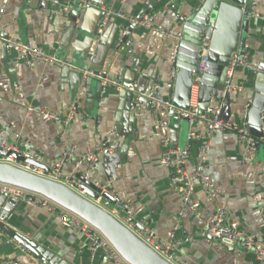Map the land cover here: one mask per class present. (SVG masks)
I'll list each match as a JSON object with an SVG mask.
<instances>
[{"label": "crops", "instance_id": "1", "mask_svg": "<svg viewBox=\"0 0 264 264\" xmlns=\"http://www.w3.org/2000/svg\"><path fill=\"white\" fill-rule=\"evenodd\" d=\"M60 1L65 4L67 0ZM149 1L152 3L151 0H93L95 5H90L85 13L74 17L73 21L67 14L51 15L50 9L53 7L43 5L40 0H9L0 17L2 36L19 39L54 54L58 60L65 59L84 68L63 73L61 69L48 64L17 63L12 61L7 48L0 42V142L12 143L14 134L29 139L41 157L37 164L45 168L60 155L63 144L76 145V154L79 156L93 151L99 138L114 132L109 138L110 155L113 158L104 159L102 156L97 164L99 168L92 173L91 179L104 180L112 176L111 187L117 198L142 207L139 222L153 229L162 240H167L175 224H178L176 239L184 242L177 253L178 262L258 264L251 252L204 237V224L197 217L208 220L215 206L222 204L228 211L229 220L236 222L240 232L264 238L261 214L253 201L256 195L264 197L263 147L254 152L251 161L243 162L244 148L237 142L234 133L213 134L209 139L208 167L217 198L205 197L200 187H196L193 197L200 204L198 214L186 211L179 218L181 199L176 190L169 186V170L159 164L161 150L154 133L156 121L167 123V135L172 145L188 147L190 158L187 168L191 171L201 140L190 136L192 130L187 121L170 118L165 111H153L147 102H143L137 105L131 123L127 125L119 118L117 125L118 110L123 103L118 95L121 87L118 90L105 88L97 123L88 117L86 85L83 80L80 82L79 76L93 65L89 54V58H84L88 51L98 53L102 48H107L101 71L110 78H118L120 84L132 85L131 92L137 93L139 97L146 98L153 82L160 79L162 96L172 99L173 89L168 92L165 85L173 81L174 88L170 60L175 51V40L161 32L174 35L179 32L176 10L183 16L184 11L180 10L185 7L180 9V5L184 0H172L168 7L163 6L165 0H156L154 5L152 3L146 8ZM255 1L256 13L264 17V0ZM186 2L197 5L199 0ZM105 3L112 12L125 18L113 14L107 16L106 25L102 33L98 34L96 30L104 10L100 6ZM142 13L149 16L150 27L137 24L126 42L118 45L120 34L129 25V20ZM96 36L99 40L94 39ZM243 36L245 50L250 54L246 62L253 65L257 56L252 55L260 53L264 45V18L250 15L249 26ZM252 76L253 72L246 66H239L234 71V81L241 87L240 92L230 95V120L234 123L246 115L247 106L252 100ZM80 88H83L84 95L78 104V114H86L84 122H80L76 116L67 127H63L58 123L43 122L36 114L26 113V108L33 106L66 116ZM262 124L264 132V114ZM115 127L127 132V135H121ZM193 130L203 135L206 132L202 122L194 125ZM115 156L119 158L118 164ZM84 171L83 167H76L75 163L66 168L67 174L76 176ZM99 204L102 207L105 205L102 202ZM7 214L5 225L41 251V259L33 256L37 263L112 264L100 251L92 256L86 238L63 228L57 214L51 210H39L20 202L12 210L8 206L1 211L0 216L6 217ZM15 244L9 237L0 236V264L26 262V254Z\"/></svg>", "mask_w": 264, "mask_h": 264}, {"label": "built area", "instance_id": "2", "mask_svg": "<svg viewBox=\"0 0 264 264\" xmlns=\"http://www.w3.org/2000/svg\"><path fill=\"white\" fill-rule=\"evenodd\" d=\"M9 0H2L0 6V17L3 14L6 5ZM45 6H52L50 9L51 15L57 13L69 14L73 9V2H79L81 9H85L88 4L87 0H67L65 4H62L60 0H40ZM172 0H165L163 6L168 7ZM248 7L250 9V15L261 17L255 11V0H242V9ZM105 19L101 22L97 33L101 34L105 25L106 17L113 14L118 18H125L119 13L112 12L109 7H105ZM140 24L145 27H150V18L147 15H143L142 18L137 21L135 19L129 20V25ZM125 29L120 34L124 35ZM162 35L167 37H174L171 32H161ZM0 42L6 45V48L12 56V61L17 63L33 64L42 63L55 66L59 69L64 67H70L68 63L58 60L54 54L48 53L44 50L38 49L27 43L22 42L19 39H5L0 32ZM245 50V49H244ZM90 58L94 57V52L89 53ZM250 58V54L245 50V56L242 61L233 60L229 66L227 73V80L222 93H219L220 97L224 94H236L240 92L241 87L234 81V71L239 66H246L252 72H255L254 65H250L246 60ZM207 56L202 54L200 62L198 64V74L194 77L192 95L190 102V109L183 110L173 105L172 99H166L161 94V81L156 79L150 92L146 95L148 106L153 111H165L175 112L178 116L185 119L189 128L192 130L190 136L196 140H201L197 148L196 163L192 166L191 171L187 168V163L190 158V152L187 148H179L172 145L170 138L167 135L168 125L162 121H156V130L154 137L158 140L160 147L159 164L160 166L169 170V186L172 187L179 194L181 199V206L178 213L180 218L186 211L193 214H198L200 204L198 200L193 197V192L196 187H200L203 195L210 199L217 198L214 182L209 173L208 167V154L210 150L209 139L213 134L232 132L235 134L237 142L244 148V155L242 157L243 162H249L253 158L254 152L258 146L264 148V137L260 140H256L250 136L248 130V124L246 121V115L242 116L237 123L224 121L221 116V108L219 105H213L207 109L203 114L199 113L197 99V83L200 80L199 74H202L206 68ZM83 80L87 77H91L102 82L104 90L100 95L99 105L104 102L105 88H114L118 90L121 87L120 80L118 78H110L105 72H100L98 75H94L92 71H82ZM43 81H45L43 79ZM166 90L170 92L173 89V81L168 82ZM84 95L83 88H80L77 92V96L66 116H60L45 108H36L28 106L26 108L27 114H36L43 122H54L61 124L63 127H67L78 116L80 122H84L86 119L85 113L78 114V104L80 99ZM138 105V104H137ZM136 105V106H137ZM249 106V105H248ZM247 106V108H248ZM198 122H202L205 125V134H201L193 130L194 125ZM114 135L111 132L104 137L99 138L96 142L94 150L88 153L77 156V147L73 144H63L60 155L48 164L45 168L32 166L24 161H31L38 163L41 159L40 154L35 149L32 142L22 137L20 134H14L13 142L10 144H4L0 142V164H8L23 172L31 175L41 177L52 182L61 184L76 194L86 197L84 192L85 181L91 180V175L95 171L100 158L104 155L110 154L112 151L109 146V138ZM3 153L8 155L4 156ZM13 155H18L23 158L24 161L20 162L16 160ZM75 163L76 167H83L85 169L83 173V180L74 174H67L66 168L68 165ZM95 187L102 191L108 192L114 197L122 207L119 208L116 204L104 205L102 207L109 214H111L119 223H121L131 234L139 239L145 246L157 254L161 259L169 264H181L177 260V253L180 246L184 243L181 240L176 239V229L178 224H175L173 231L168 235L167 240H162L153 229L146 227L139 222L138 218L142 212V207L136 206L130 201H121L114 194L111 182L104 184L95 183ZM0 192L8 195L11 199L18 200L30 207L39 210H51L57 214L59 224L74 233L84 236L87 240L88 251L93 256L97 251H100L106 260L112 264H129L121 254L114 248L111 242L93 225L80 216L72 213L71 211L61 207L57 203L50 199L27 191L25 189L12 186L6 183L0 182ZM102 199L99 198L95 203L100 206ZM253 201L256 203L259 212L261 214L262 223L264 226V197L256 195L253 197ZM111 206V207H110ZM109 207V208H108ZM198 221L204 224L202 235L204 237H210L220 240L226 244L233 246H239L244 250L251 252L258 264H264V238H260L253 234H247L238 230L236 222L229 220V214L227 209L222 204H217L213 210V214L208 220H204L201 217H197ZM0 236L7 238L8 236L0 228ZM186 241V240H184ZM20 248L27 256L26 262H10L9 264H46L44 262L37 263L28 250H24L17 242L15 244Z\"/></svg>", "mask_w": 264, "mask_h": 264}, {"label": "water", "instance_id": "3", "mask_svg": "<svg viewBox=\"0 0 264 264\" xmlns=\"http://www.w3.org/2000/svg\"><path fill=\"white\" fill-rule=\"evenodd\" d=\"M151 1L153 3L156 0ZM152 3L149 1L146 8L148 5H152ZM87 4L88 6L85 9H81L79 2H73V9L67 15L68 18L74 21V17L85 13L90 5H95L93 0H87ZM107 5L105 3L99 6L105 8L108 7ZM182 7L185 8L181 9ZM180 9L185 14L183 12L182 16L179 10H176L179 32L174 36L175 51L170 60V73L174 79L172 103L177 108L183 110L190 109L193 80L199 72L198 64L202 54H206V68L202 74H199L200 80L197 83L196 99L199 113L203 114L207 109L216 104L221 108V118L224 121H229L231 118V96L224 94L223 97H220L219 93H222L224 90L228 69L233 60L242 61L245 56V39L243 34L249 26L250 9L248 7L245 10L242 9V0H199L197 5L188 4L184 0V3L180 5ZM105 15L104 11L98 28L105 19ZM143 15L142 13L136 20L139 21ZM133 28L134 24L128 25L125 28L124 35L118 39V45L126 42ZM3 37L8 39L6 35H3ZM94 39L99 40V37L96 36ZM3 46L6 49L4 43ZM106 50L107 48H102L98 53L94 52L95 56L91 58L93 65L87 67L86 70L92 71L94 75L102 72L101 63L106 57ZM89 52H86L85 59L89 58ZM252 56H257L256 62L253 64L256 71L253 72L252 76V100L247 108L246 121L250 136L256 140H260L264 137L262 124L264 114V45L260 53L256 52ZM62 61L70 65V67L61 69L63 73H69L70 69L82 70L84 68L82 65L72 64L65 59ZM79 76L80 82H82V72ZM83 81L86 85L85 100L88 117L97 123L100 95L104 87L100 80L91 77H87ZM93 86L94 91H92ZM132 87L130 84H121L122 90L118 92V95L123 100V103L118 110L117 125L119 124V118L123 119L127 125L131 123V119H133L135 112H137L136 105L143 102L148 103L146 98L139 97L137 93L131 92ZM168 114L170 118L183 119L173 111L168 112ZM115 130L121 135H127V132L118 130V127H115ZM259 147L262 146H258L257 149ZM3 155L6 156L8 154L3 153ZM13 157L20 162L24 161L18 155H13ZM115 157L116 164H118L119 158H117L118 156ZM103 158L110 159L113 156L107 154ZM24 162L39 167L37 163L31 161ZM98 168L99 165L96 166L95 170ZM82 176L83 174H80L78 177L83 180ZM111 177L107 176L104 180L91 179L90 181H85L83 189L86 197H83L61 184L23 172L8 164H0L1 183L42 195L85 219L111 242L129 264H169L131 234L111 214L95 203V201L101 198L102 203L105 205L116 204L117 207H122L108 192H102L95 187V183L104 184L109 182ZM18 203H20L18 200L11 199L8 195L0 192V213L7 209L8 206L12 210L13 206ZM7 216L8 214L6 217L0 216V226L4 232L24 250H28L32 256L41 259V251L37 246L15 235L5 225Z\"/></svg>", "mask_w": 264, "mask_h": 264}]
</instances>
